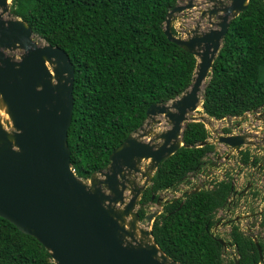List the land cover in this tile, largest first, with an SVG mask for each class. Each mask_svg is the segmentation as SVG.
<instances>
[{"label": "trees", "instance_id": "16d2710c", "mask_svg": "<svg viewBox=\"0 0 264 264\" xmlns=\"http://www.w3.org/2000/svg\"><path fill=\"white\" fill-rule=\"evenodd\" d=\"M178 0H11L10 13L37 37L63 49L74 70L72 119L67 131L70 166L77 177L104 169L112 149L146 119L152 103H165L191 84L196 58L163 32ZM173 34H177L171 28ZM264 105V3L249 0L229 21L204 87L201 110L209 117H240ZM228 131V129H225ZM183 145L157 166L138 202L140 218L161 192L199 172L215 146L205 126L186 122ZM243 164L251 153L239 152ZM257 162L255 157L252 164ZM230 180L162 202L153 219L154 242L181 264H257L252 239L234 226L235 258H225L211 231L215 213L233 192ZM153 196V198H152ZM261 246V245H260ZM0 264H54L36 238L0 217Z\"/></svg>", "mask_w": 264, "mask_h": 264}, {"label": "water", "instance_id": "95a60500", "mask_svg": "<svg viewBox=\"0 0 264 264\" xmlns=\"http://www.w3.org/2000/svg\"><path fill=\"white\" fill-rule=\"evenodd\" d=\"M224 1H177L166 13L165 36L196 58L190 86L165 103L150 104L144 124L112 149L108 165L80 178L70 166L67 142L74 102L69 56L38 43L31 27L10 13L11 0H0V103L8 117L0 120V217L36 238L54 264H181L153 240L160 210L140 218L138 202L159 163L183 145L185 123H207V115L192 113L201 107L229 21L249 2ZM176 22L183 37L171 31ZM162 122L169 127L156 132ZM250 138L219 135L218 141L239 151L257 144ZM201 184L184 194L196 193ZM155 204L161 207L162 197Z\"/></svg>", "mask_w": 264, "mask_h": 264}, {"label": "rangeland", "instance_id": "374dc122", "mask_svg": "<svg viewBox=\"0 0 264 264\" xmlns=\"http://www.w3.org/2000/svg\"><path fill=\"white\" fill-rule=\"evenodd\" d=\"M199 2L203 1V0H198ZM179 3H183L185 2V0H178ZM198 2V3H199ZM224 3L226 4L227 1L225 0ZM207 7H209L207 5ZM200 9V7L198 8ZM199 18V12L197 14H194V16L192 17V21L189 20V22L187 21V25L192 27L194 22ZM183 19V17H182ZM178 23L176 22V26H173V28L176 31V35L183 37L184 33L182 31H180L177 27ZM208 25H204L203 28H207ZM36 40L38 41V43H43V40L40 39L39 37H35ZM1 103H0V107H1ZM195 117H198L200 114L202 113L201 107L199 106L197 108L196 111H194L192 113ZM6 119H8L7 114L3 111L0 114V120L3 122ZM220 121V120H219ZM4 125V123H3ZM238 127V131L243 130V129H247L249 131V134L252 137V140L255 141L256 146L255 147H249L250 149V153L251 155H255L258 159H260V161H262L261 163L263 164L262 167H253L252 165L248 164H243L241 158H240V154L239 153H230V152H226V154H229V157L227 159V161L224 163L225 165H223L221 167L222 169H226V175L228 176V178L225 176V173L223 174V176H220L218 174V180H230V182L232 183V185H234V190L236 191V203H238L240 201V203L242 205H245V207L252 213V212H256L260 209L261 205H264V195L262 196H258L256 194L257 191L260 192L261 189H264V179L261 178V176H263L264 174V144L259 143L257 138H256V134L255 132L260 131L259 128H262L264 130V122H259L256 118H254V116L252 114L249 115H244V118L242 117H238V118H228L225 121L223 120L222 122L216 123V127L214 129H216L217 131H222L223 128H229V129H233L234 127ZM169 125L165 122H162L160 125L156 126V132L159 131H163L166 128H168ZM262 130V131H263ZM260 131V133L262 132ZM219 152L217 151L216 154H218ZM216 154H210L208 155L205 159H204V164L202 166V169L198 172L193 174L192 176H196L198 175L202 170H205L207 167H209V165L211 163H215L217 164H222V160H217L216 159ZM225 154V155H226ZM257 180V189L253 190L252 188L250 190H247L245 193L244 189L251 187V184H253L252 186H254L255 182ZM194 181L196 183H199V178L196 177L194 178ZM204 186V184L202 185ZM240 192H242L243 196H240ZM178 192H174V189H169L167 191L161 192L160 193V197H162V200H167V199H171L172 197H177L178 196ZM231 199L233 200L234 198L231 197ZM161 207H157V205L154 202L148 203L147 208H146V212L150 211V210H160L161 211ZM221 213L215 214L216 217L219 216ZM227 218V217H226ZM255 219H249L247 220V224L250 225L251 227L254 225L255 223ZM240 223V222H239ZM215 229V228H214ZM225 229V227L220 230V228L215 229L217 231V235H219L223 240L227 241L229 239H225L227 236L226 232H223V230ZM213 231V229H212ZM219 231V232H218ZM224 251V257L225 258H232L233 257V253L235 251V248L232 246H228L226 247V249H223Z\"/></svg>", "mask_w": 264, "mask_h": 264}, {"label": "built area", "instance_id": "2783aa9c", "mask_svg": "<svg viewBox=\"0 0 264 264\" xmlns=\"http://www.w3.org/2000/svg\"><path fill=\"white\" fill-rule=\"evenodd\" d=\"M249 114H252L254 116V118H256L259 122H262V121L264 122V109L260 108L256 111L247 113V115H249ZM226 119H228V118H224V119H221L219 121V120H216L214 118H210V119L208 118L207 123H204V126L208 131L207 140L210 143L215 145L216 149L219 150V154H225L226 152L237 153L235 150L220 144L218 142V136L219 135L249 134V131L247 129H243V130L238 131L237 126L234 127L233 129H229L228 131H225L226 128H223L222 131H217L216 129H214L216 127V123L222 122L223 120L225 121ZM259 130L262 131L263 129L259 128ZM260 131L255 132L256 138H257L259 143L264 144V141H262V139H264V130L261 133H260ZM255 146H256L255 144L254 145H243V146H241L240 151H242V150L245 151L247 147H255ZM226 161H227V159L224 157V158H222V164H220L219 167L213 168L214 170H211L207 174H206V172L199 174L197 176L199 178V181H201V182L203 181L205 184V187L212 188L214 183L221 181V180H218V174L220 176H223L224 173L226 174V169L221 170V167L223 165H225L224 163ZM261 178L264 179V174H263V176H261ZM257 184L258 183L256 180L254 186H252L253 184H251V188L253 190H256ZM260 193L264 194V189H261ZM217 218H218V216L216 217V219ZM250 218L255 219V221H256L252 227L247 224V220H249ZM259 227H260V216H254V214H252L250 211H246V210H244V212L241 213V217H240V231L241 232H243L245 235H248V236L255 235V233L258 232ZM227 229L228 228L225 227V229L223 230V231H226V233H227L226 238L229 237V232H230V231L228 232ZM220 230H222V229H220Z\"/></svg>", "mask_w": 264, "mask_h": 264}, {"label": "flooded vegetation", "instance_id": "af4514ba", "mask_svg": "<svg viewBox=\"0 0 264 264\" xmlns=\"http://www.w3.org/2000/svg\"><path fill=\"white\" fill-rule=\"evenodd\" d=\"M196 186V184H195ZM178 188L177 190H174V192H178V196H182L184 195L185 191L190 190L192 187H190L189 189L188 186H184L183 187H176ZM174 188V189H176ZM248 190V188L244 189V192L247 193L246 191ZM236 191L233 190V192L230 194V196L228 197L229 199H227L226 203H224L220 208L217 209L215 214L221 213L218 218L216 219V215H215V224L213 225V231L212 233L214 235H217V231L215 229H223L224 227H227V231H231V229L234 226H237L238 229L240 230V217H241V213L244 212V210L249 211L245 205H242L240 203V201L238 203H236ZM256 194L259 196H262L264 194H261L259 191L256 192ZM177 196V197H178ZM240 196H243L242 192H240ZM231 197H233L234 199L232 200ZM169 200V199H167ZM167 200H162V202L167 201ZM252 214H254V216H260V227L257 233H255V235H250V239H252L256 245V242L258 243V247H257V251H258V263L257 264H264V205H261L260 209L256 212H252ZM227 217V218H226ZM215 228V229H214ZM226 232V231H223ZM220 239H217V241ZM223 240V239H221ZM225 248L228 246L232 247V244L230 242V239L225 241ZM219 242V241H218ZM221 244V243H220ZM261 245V246H260Z\"/></svg>", "mask_w": 264, "mask_h": 264}, {"label": "clouds", "instance_id": "9594fccd", "mask_svg": "<svg viewBox=\"0 0 264 264\" xmlns=\"http://www.w3.org/2000/svg\"><path fill=\"white\" fill-rule=\"evenodd\" d=\"M260 108H262V109H264V107H260ZM259 108V109H260ZM258 110V109H257ZM254 111H256V110H254ZM253 112V111H252ZM247 113H249V112H247ZM247 113H246V115H247ZM203 114H205V113H203ZM206 115V114H205ZM245 115V114H244ZM208 116V115H207ZM206 116V117H207ZM209 117V116H208ZM241 117V116H240ZM209 118H213V117H209ZM225 118H232V117H225ZM233 118H238V117H233ZM215 119V118H214ZM222 119H224V118H222ZM216 120H221V119H216ZM204 124V123H203ZM206 129V128H205ZM227 129V128H226ZM228 130H229V128H228ZM206 132H207V137H208V131H207V129H206ZM246 135H249V134H246ZM246 139H248V138H246ZM250 139H252V137L250 138ZM205 141H207V143H210L207 139L205 140ZM219 142V141H218ZM220 143V142H219ZM212 144V143H211ZM220 144H222V143H220ZM214 145V144H213ZM222 145H224V144H222ZM215 146V145H214ZM224 146H226V147H229V146H227V145H224ZM229 148H231V147H229ZM231 149H233V148H231ZM233 150H235V149H233ZM246 150H248L249 152H251L250 151V149H249V147H247L246 148ZM245 150V151H246ZM219 152V150L218 149H216V147H215V151H214V153H211V154H216V152ZM236 151V150H235ZM237 153H239V152H241L240 150L239 151H236ZM226 154V153H225ZM216 154V159L217 160H222V158H226V159H228V157H229V154ZM210 155V154H209ZM241 155V154H240ZM256 156L255 155H251V158H250V161H249V164L250 165H252L253 167H262V161H260V159H258L257 157V162L255 163V164H252V161L254 160V158H255ZM240 158H241V156H240ZM220 166V164H215L214 162L213 163H211L210 165H209V168L207 167L205 170H202L199 174H201V173H205L206 172V174L208 173V172H210L211 170H214L213 168H217V167H219ZM196 173H198V172H196ZM195 174V173H194ZM198 174V175H199ZM193 174H191L190 176H189V178H188V181L187 182H184V183H181L180 185H179V187H183V185L184 186H188V188L187 189H189L190 187H192L191 189H194L196 186H195V184L196 185H198L199 183H202L201 184V188L202 187H205V184H204V182L202 181H198L199 183H196L195 181H194V178H196L198 175H196V176H192ZM226 175V174H225ZM226 177L228 178V176L226 175ZM204 184V186H202ZM178 187V186H177ZM233 187H234V185H233ZM200 188V189H201ZM250 188L251 187H248V190H250ZM190 189V190H191ZM189 191V190H188ZM215 218V217H214ZM213 229V228H212ZM212 229H211V231H212ZM218 237L219 238H221L219 235H218ZM222 239V238H221ZM225 239H229V237L228 238H225ZM233 246V245H232ZM223 247V246H222ZM234 247V246H233ZM223 249H226L225 247H223ZM235 251H234V253H233V257L232 258H235ZM235 261H236V258H235Z\"/></svg>", "mask_w": 264, "mask_h": 264}, {"label": "bare ground", "instance_id": "6f19581e", "mask_svg": "<svg viewBox=\"0 0 264 264\" xmlns=\"http://www.w3.org/2000/svg\"><path fill=\"white\" fill-rule=\"evenodd\" d=\"M36 39V38H35ZM206 82V81H205ZM205 82L202 84V88L204 87L205 85ZM4 111V109L2 107H0V114ZM200 116V115H199Z\"/></svg>", "mask_w": 264, "mask_h": 264}, {"label": "crops", "instance_id": "0c3cea01", "mask_svg": "<svg viewBox=\"0 0 264 264\" xmlns=\"http://www.w3.org/2000/svg\"><path fill=\"white\" fill-rule=\"evenodd\" d=\"M174 25L176 26V23H174ZM174 25H173V26H174Z\"/></svg>", "mask_w": 264, "mask_h": 264}]
</instances>
